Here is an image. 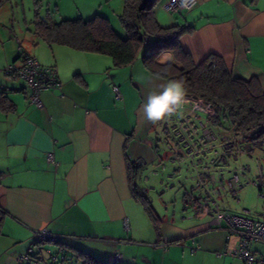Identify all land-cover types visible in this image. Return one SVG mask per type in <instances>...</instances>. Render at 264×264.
I'll list each match as a JSON object with an SVG mask.
<instances>
[{
    "label": "crops",
    "instance_id": "crops-1",
    "mask_svg": "<svg viewBox=\"0 0 264 264\" xmlns=\"http://www.w3.org/2000/svg\"><path fill=\"white\" fill-rule=\"evenodd\" d=\"M98 1L91 15L111 22L122 12L124 0ZM166 1L155 5V19L163 27H194L180 44L195 63L220 56L233 77H255L264 89V0H197L183 13L167 10ZM31 33L40 40L34 48H24L18 37L19 51L9 55L0 47V93L12 105L0 107V264H46V249L58 245L34 243V232L43 229L59 237L74 264L80 251L110 264H240L220 254L237 237L209 227V217L157 214L155 225L134 196L128 163H143L135 177L141 191L137 175L164 156L157 143L164 121L148 123L140 109L168 79L150 73L140 59L116 67L105 54L48 44ZM22 48L57 70L60 86L40 93L41 107L30 101L22 78L4 72L22 64ZM252 246L264 254V241ZM31 247L41 259L19 262Z\"/></svg>",
    "mask_w": 264,
    "mask_h": 264
},
{
    "label": "trees",
    "instance_id": "trees-1",
    "mask_svg": "<svg viewBox=\"0 0 264 264\" xmlns=\"http://www.w3.org/2000/svg\"><path fill=\"white\" fill-rule=\"evenodd\" d=\"M6 1L0 0V8ZM159 1L124 0L118 18L126 31L125 37L115 31L107 17L101 15L53 21L50 15L41 16L38 11L33 19V32L48 44H61L79 51L105 54L116 67L130 65L140 59L152 74L166 79H182L187 94L202 97L216 107L218 116L212 118L211 123L217 130L232 129L242 133L247 140L243 146L245 150L261 147L264 144V89L259 81L255 77H233L221 57L214 54L195 63L190 53L180 44V37L194 27L161 26L153 11ZM165 52H171L174 60L161 64L159 58ZM11 106L6 96L0 93V107L9 109ZM159 138L157 143L161 145ZM142 165L140 160L128 163L130 180L135 198L143 203L148 216L156 225L159 224V217L155 209L144 193L135 187V177ZM187 191L185 190V208L182 211L194 212L191 205L187 204ZM3 213L4 209L0 207V221ZM58 238L34 243H54L73 261L63 245H59ZM77 259L81 264H110L81 251L78 252Z\"/></svg>",
    "mask_w": 264,
    "mask_h": 264
},
{
    "label": "built area",
    "instance_id": "built-area-1",
    "mask_svg": "<svg viewBox=\"0 0 264 264\" xmlns=\"http://www.w3.org/2000/svg\"><path fill=\"white\" fill-rule=\"evenodd\" d=\"M197 0H167L165 8L171 12L183 13L192 10ZM18 47L21 49L18 41ZM22 64H9L4 69L6 74L23 78L29 98L38 107L42 106L40 93L45 90L59 88V78L54 66L42 65L32 55L22 51ZM115 99H120L118 86H113ZM187 104L183 115L173 116L163 123L162 135L159 142L168 156L165 160L171 163L184 164L189 175L186 179L194 182L187 191V204H190L194 213L209 217V227L224 228L228 235H235L237 242L234 247H226L220 254L236 259L240 264H264V254L258 255L252 244L264 241V219H254L248 216L249 211L243 213H228L224 208V197L229 194L238 200V190L246 177L247 166L231 167V162L242 153H251L245 150L247 141L242 133L232 129L217 130L211 119L217 118V109L202 97L187 94ZM49 159L52 156L49 155ZM162 160L157 166L165 168ZM260 162V160L258 159ZM261 169L262 166L259 165ZM180 167L177 171H180ZM176 171V169H175ZM170 177V175H168ZM255 183L260 195L264 198V174L259 171ZM127 225V221L125 220ZM35 242L54 240L58 236L46 230L34 232ZM198 245L192 246L195 251ZM32 247L17 257L19 262L31 259L34 255ZM48 255L47 264H74L62 250L45 251ZM116 258L119 254L115 255Z\"/></svg>",
    "mask_w": 264,
    "mask_h": 264
},
{
    "label": "rangeland",
    "instance_id": "rangeland-1",
    "mask_svg": "<svg viewBox=\"0 0 264 264\" xmlns=\"http://www.w3.org/2000/svg\"><path fill=\"white\" fill-rule=\"evenodd\" d=\"M35 2L38 3L35 4ZM93 6L99 7V1L7 0L0 8V47L5 46L9 50V55L18 50L19 40L24 48H34L36 46L34 42L40 41L31 33L34 27L33 19L36 11L41 16L48 14L53 21H60L65 18H76L79 16L91 18L94 16L91 15L94 14L91 13ZM102 7L103 9H107L104 5ZM111 16L112 27L117 33L125 37L126 33L119 23L118 15ZM17 37L19 40H16ZM22 50L26 51L23 48ZM158 131L160 132V128ZM160 135H162V132H160ZM159 149L161 153L164 152V156H161L158 164L168 156V153L164 151L162 145H159ZM164 164V169L157 165L145 168L137 175L136 183L142 193L149 199L159 216H166L167 219H172V217L181 219L182 216L187 218L190 213L182 212L183 208H185L184 195L185 190H188L191 185H194V182L186 179L189 173L186 172L184 164H174L168 160H165ZM230 164L231 167H226V170L234 168L235 166L246 165L247 173L246 177L242 179L244 181L243 186L238 190V200L227 194L224 198V208L235 214L243 213L247 209L250 218L264 219V198L260 195L258 185L254 182L258 180L257 177L260 170L264 174V144L259 148L253 149L251 153L240 154ZM259 165L262 166L261 169ZM178 167L181 168L179 172L177 171ZM185 222L190 223L188 219ZM43 256L44 254L42 253ZM46 258L43 257L41 262L47 264ZM76 264L81 263L77 262Z\"/></svg>",
    "mask_w": 264,
    "mask_h": 264
},
{
    "label": "clouds",
    "instance_id": "clouds-1",
    "mask_svg": "<svg viewBox=\"0 0 264 264\" xmlns=\"http://www.w3.org/2000/svg\"><path fill=\"white\" fill-rule=\"evenodd\" d=\"M171 52H165L159 58L161 64L173 61ZM187 91L182 79H168L159 86L158 91H151L141 106L143 119L151 124L171 119L173 116L183 115Z\"/></svg>",
    "mask_w": 264,
    "mask_h": 264
}]
</instances>
